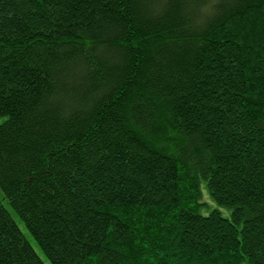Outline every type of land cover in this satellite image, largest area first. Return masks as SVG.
Returning a JSON list of instances; mask_svg holds the SVG:
<instances>
[{
  "label": "trees",
  "instance_id": "16d2710c",
  "mask_svg": "<svg viewBox=\"0 0 264 264\" xmlns=\"http://www.w3.org/2000/svg\"><path fill=\"white\" fill-rule=\"evenodd\" d=\"M0 118V264H264V0H0Z\"/></svg>",
  "mask_w": 264,
  "mask_h": 264
},
{
  "label": "rangeland",
  "instance_id": "374dc122",
  "mask_svg": "<svg viewBox=\"0 0 264 264\" xmlns=\"http://www.w3.org/2000/svg\"><path fill=\"white\" fill-rule=\"evenodd\" d=\"M4 121V119L0 118V124ZM0 198L1 195H0ZM5 206L6 210L9 212L11 218L13 221L17 224L18 228L20 229L21 233L23 234L26 241L31 245L35 253L38 255V257L43 261L44 264H50L49 261L43 256L38 246L35 244V242L30 237L27 230L24 228L21 221L18 219V217L14 214V212L7 206L6 202H2ZM201 207L198 210V214L201 216H207L211 212H217L221 217L225 219H229L231 216V210L225 209L222 207H219L214 203V201L209 196V193L207 192L204 183L201 185V199H200Z\"/></svg>",
  "mask_w": 264,
  "mask_h": 264
}]
</instances>
